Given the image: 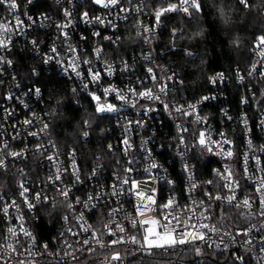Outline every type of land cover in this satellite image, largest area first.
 <instances>
[{
	"label": "built area",
	"instance_id": "2783aa9c",
	"mask_svg": "<svg viewBox=\"0 0 264 264\" xmlns=\"http://www.w3.org/2000/svg\"><path fill=\"white\" fill-rule=\"evenodd\" d=\"M16 3L14 12L0 4V23L12 29L5 34V39L11 38L8 47L0 48V57L11 61L10 65L0 63V160L4 161L0 168V264H75L85 255H91L95 264H264V190L257 191L264 178V58L259 55L258 42L250 48L245 67L210 72L207 91L191 99L182 91L175 70L158 59L154 47V39L169 16H189L183 11L165 12L157 23L156 11L179 0H120V5L109 8L93 0ZM65 10L70 17L64 15ZM85 12L88 22L82 18ZM14 16L23 21L19 29ZM95 17L105 22L97 23ZM69 20V28L57 27ZM128 24L135 40L128 43L130 52L120 55L118 46ZM62 32L68 33L67 39ZM69 46L76 52L70 53ZM97 48L101 49L99 57ZM73 55L79 58L80 77L70 69L64 71ZM49 56L54 59L45 63ZM20 57L38 63L30 68L33 74L55 72L65 78L76 95L75 105L81 103V93H94L118 109L113 114L107 156H97L85 164L74 148L64 150L57 145L50 134L43 91L21 75L16 65ZM85 60L89 63L84 64ZM89 68L100 73L97 83L90 82ZM218 73H223L224 79L211 83L209 78ZM84 84H88L87 89ZM36 88L40 89L39 96ZM109 88L116 91L105 95L104 89ZM129 89L137 94L150 90L159 99L140 97ZM117 93L125 95L126 100L118 99ZM206 96L214 99L202 100ZM189 105H195V111ZM25 120L30 123L25 124ZM201 132L205 134L203 146L199 144ZM200 151L206 155H200ZM228 151L233 153L231 157L226 155ZM13 152L19 155L12 156ZM205 165H209L208 171L203 170ZM225 169L239 185L233 183L231 191L222 178L228 175ZM125 179L129 183L125 184ZM132 181L138 184L135 190ZM24 189L27 192L21 196ZM64 191L67 196L62 195ZM135 191L152 195L155 210L136 215V206L145 201ZM233 195L231 203L215 199ZM89 196L94 199L89 201ZM169 199H174V207L163 209ZM245 199L250 206L243 204ZM13 202L15 206H11ZM113 209L119 211L110 216ZM163 215L169 216L168 227L175 229L176 239L184 232L195 231L206 233L205 240L184 237L190 242L149 247L144 240L145 228L163 229L139 223L133 227L132 220L160 219ZM172 217H179L182 223L178 225ZM47 218L52 221V230L43 237L39 227ZM117 224L125 229L123 233ZM201 224L209 228H201ZM213 226L218 231L210 232ZM10 228L15 234L8 231ZM93 232L103 247L93 238ZM133 236L136 243L131 242ZM120 238L124 242L110 243ZM115 252L121 258L109 259Z\"/></svg>",
	"mask_w": 264,
	"mask_h": 264
},
{
	"label": "trees",
	"instance_id": "16d2710c",
	"mask_svg": "<svg viewBox=\"0 0 264 264\" xmlns=\"http://www.w3.org/2000/svg\"><path fill=\"white\" fill-rule=\"evenodd\" d=\"M200 2V11L187 17L182 14L169 16L154 39L158 59L175 70L182 91L191 99L207 91L206 79L210 72L245 67L250 60V48L264 36V0H248L247 8L238 0ZM133 39L135 35L128 24L122 44L118 46L120 55L130 52L128 43ZM16 65L29 84L42 89L50 114V134L57 145L64 150L74 148L85 164L97 156H107L106 145L114 129L113 114L97 113V102L90 93H81L82 101L75 105L76 95L65 78L55 72L31 73L30 68L38 65L36 61L20 57ZM100 101L111 104L101 97ZM84 132H88V136L85 137ZM198 153L206 155L201 151ZM203 170L208 171L209 165ZM46 208L51 211L49 206ZM51 226L52 221L48 218L42 220L39 228L43 237L50 235ZM75 264H95V259L85 255Z\"/></svg>",
	"mask_w": 264,
	"mask_h": 264
},
{
	"label": "snow or ice",
	"instance_id": "6c2138e0",
	"mask_svg": "<svg viewBox=\"0 0 264 264\" xmlns=\"http://www.w3.org/2000/svg\"><path fill=\"white\" fill-rule=\"evenodd\" d=\"M29 2H31V0H29ZM93 3L97 4V5H100L104 8H109V7H115V6H118L120 5V0H93ZM240 3L243 4L246 8L249 7V4L247 2V0H240ZM0 4H4L7 6V8L9 9V11L11 12H14L17 8H18V5L16 3V0H0ZM200 4L198 2V0H179V3L178 4H170L168 7L166 8H161L159 10L156 11L155 15H156V19H157V23H159V20H160V17L165 13V12H171V11H183L184 13L186 14H189L191 15L190 13V9H194L195 11H200ZM123 11H127L126 9H122ZM222 11V10H221ZM64 15L66 17H70L71 16V13L68 11V10H65L64 12ZM223 15V13H222ZM85 22H88V13L85 12L83 13V17H82ZM14 19H15V23H16V28L19 29L20 27L23 26V21H21L18 17L14 16ZM29 19H31V17H29ZM95 22L97 23H101L103 24L105 21L103 18L101 17H95L93 18ZM225 22H227L225 20ZM71 25V21L69 20L68 22L64 23V24H61V25H58L57 27L60 28V29H66V28H69ZM147 30V29H146ZM12 31L11 28H9L8 24H4V23H0V48H7L8 47V44L10 43L11 41V38L8 37L7 39H5V34H7L8 32ZM200 33H197V35H199ZM62 35L65 37V39L68 38V33L67 32H62ZM94 35H99V33H94ZM105 39H109L108 37H105ZM33 45H37V41H32ZM257 48L260 49L259 51V55L261 56V58H264V36H261L258 38V44L256 45ZM69 52L70 53H75L76 52V49H73L69 46ZM53 53L56 52V49L53 48L51 50ZM101 49L97 48L96 49V53H97V56L99 57V53H100ZM54 59L53 56H49L44 62L45 63H48L50 60ZM78 56H75L73 55L71 57V59L69 60L68 62V65L66 68H64V71L65 72H68L69 69L72 71V72H75L76 76L77 77H80L81 76V71L78 70ZM145 59H147V57H145ZM0 63H7V64H11V61H5L3 59V57H0ZM57 63H61V61L57 60ZM84 64H88L89 61L85 60L83 61ZM61 66L63 67V64L61 63ZM255 70V66H253V71ZM148 71L151 73L152 72V69H148ZM88 73H89V77H90V82L92 83H97L100 79V73L99 72H96V71H93V69L89 68L88 69ZM108 74L111 75V67L109 66L108 68ZM251 74V73H249ZM153 79H155V77L153 76ZM170 79V78H169ZM210 82L211 83H216L217 80H220L222 81L224 79V75L223 73H218L217 76L215 77H210ZM240 80H243V77L240 76L239 77ZM84 88L87 89L88 88V84H84ZM161 92L164 91V88L161 87ZM73 91L75 92V89H73ZM116 90L114 88H109V89H104V93L105 95H107L108 93L110 92H115ZM129 91H132L134 95H139L140 97H148L150 99H159V97H154L152 92L150 90H146V91H143V92H139L138 94L135 93L132 89H129ZM35 93L37 96L40 95V89L39 88H36L35 89ZM90 95H92V99L95 100L97 103H96V112L97 113H102V112H115L117 111L118 109L113 106L112 104H107V103H101L100 102V97L99 96H96L95 94H92L90 93ZM117 98L120 99V100H126V97L125 95L121 94V93H117ZM208 99H214V97H203L202 100H208ZM246 102V101H244ZM135 105L133 104V107ZM189 107H191L193 109V111H195V105H189ZM165 108H167V105H165ZM176 111L178 112H183V110L181 108H177ZM185 115H190L191 113H183ZM200 120V117L197 116V121ZM25 124H29L30 121L29 120H25L24 121ZM139 123V122H137ZM85 124L87 125L88 122L85 121ZM245 126H247V121L245 120ZM48 127L47 124L44 125V128L46 129ZM32 135H36V133H32ZM83 135L86 137L88 136V132H84ZM227 142V141H225ZM206 141H205V134L203 132L200 133V139H199V144L200 145H205ZM124 144L125 145H128V140H124ZM5 147H7V145H5ZM111 148V146H109ZM211 151V149H209ZM125 151H127V148L125 149ZM12 156H16V155H19L18 153H11ZM226 155L228 157H231L233 155V153L231 151H228L226 153ZM49 159H52V157H49ZM4 167V161L3 160H0V168ZM73 167H75L73 165ZM152 167H156L155 164L152 165ZM187 166H185V171H187ZM226 172H228V175L226 177H222L223 179L227 180L228 183L225 184V187H228L229 190L231 191L232 190V184L235 183L236 186L238 187V182H234L232 181L231 179V172L228 171L227 169H225ZM75 174V172H74ZM219 175V173H217ZM56 179L59 180L60 179V176L57 175L56 176ZM76 179L77 181H79V176L77 175L76 176ZM124 183L127 184L129 183V180L128 179H125L124 180ZM171 183V182H169ZM193 187H196L195 184H193ZM131 188L133 190L137 189L138 188V184L135 182V181H132L131 183ZM264 190V178H262V183L260 184V186L257 188V191L260 192ZM24 192H27V189H24L23 192H21V196L24 195ZM114 195L116 194L115 192L113 193ZM62 195L64 196H67L68 193L67 191H64L62 193ZM135 195L138 196L139 198H141L142 201H145L144 203H141V204H138L136 206V215L138 216H143L146 212H149V211H154L155 209L152 207V205H155L156 204V201L154 199V197L152 195H147L145 192L143 191H135ZM89 201H92L94 199V197L92 196H89ZM215 199L217 200H220V199H227V201L229 203L232 202V200L235 199V196H230V197H221V196H216ZM79 202V200L77 201ZM243 204L245 206H250L249 204V200L248 199H245L243 201ZM11 206H15V202H13V205ZM28 207L29 208H32L33 205L31 203H28ZM69 207H71V205H69ZM85 207H89V204L88 202H85ZM157 207H161L159 205H157ZM174 207V199H169L168 202L162 206L163 209H170V208H173ZM261 207L264 208V199H262L261 201ZM4 213L7 214L8 212V208L5 207L3 209ZM119 209H113L112 213H109V215H113L115 214L116 212H118ZM264 214V213H262ZM81 220H83V215H81L80 217ZM172 219L176 220L178 225L181 224L182 222L180 221V218L179 217H172ZM189 220H191V217H188ZM205 219H207V217H205ZM137 223H139L140 225H152V226H157L159 225L160 228L163 229V231H157L156 227H147L145 228V232H146V235L144 237V240H145V243L149 246V247H163L165 245H169V246H172V245H175V244H185V243H189L190 240L189 239H186L184 237H190L191 240H205L206 238V233L204 232H184L181 234L182 238L180 239H176L175 236L173 235L175 229L173 228H169L168 225L171 223V220L169 219V216L168 215H163L160 219H144V220H140V221H137L135 219L132 220V225L133 227H136ZM105 227L107 228L108 225H105ZM192 228H196V225L195 224H192L191 225ZM201 228H209V225L207 224H201L200 225ZM117 229L119 232L123 233L125 231V229L123 227H121L120 225L117 224ZM85 231H88V228H85L84 229ZM9 232H12L13 234L14 233V230L13 229H8ZM210 232H216L218 231V229L213 226L209 229ZM25 235H31V233H28V232H25L24 233ZM109 234L110 235H115L114 232H112L111 230H109ZM239 234V233H238ZM243 235H247V232H244ZM149 237H156L155 240L153 239H150ZM93 238L96 239V242L98 244H101V241L99 240V238L97 237L96 233L93 232ZM124 242L122 238L120 239H116V240H112L110 243L112 245H115L117 243H122ZM131 242L133 243H136V238L133 236L131 237ZM246 243H250L251 241H245ZM83 243L87 244L88 241L85 240ZM101 246L103 247V244H101ZM9 247H11L9 245ZM217 247H219V245H217ZM225 247H227V245H225ZM15 249H13L14 251ZM196 252L197 254H200V249L197 248L196 249ZM120 257H119V254H115L112 256V259L114 260H118ZM241 259V261L243 260V258H239ZM21 264H23V262H21Z\"/></svg>",
	"mask_w": 264,
	"mask_h": 264
},
{
	"label": "water",
	"instance_id": "95a60500",
	"mask_svg": "<svg viewBox=\"0 0 264 264\" xmlns=\"http://www.w3.org/2000/svg\"><path fill=\"white\" fill-rule=\"evenodd\" d=\"M111 113H112V114H115L116 111H115V112H111ZM117 253L119 254V257L121 258V255H120L119 252H115V253L110 254V255L108 256V258H109V259H112V256L115 255V254H117ZM120 258H119V259H120Z\"/></svg>",
	"mask_w": 264,
	"mask_h": 264
},
{
	"label": "rangeland",
	"instance_id": "374dc122",
	"mask_svg": "<svg viewBox=\"0 0 264 264\" xmlns=\"http://www.w3.org/2000/svg\"><path fill=\"white\" fill-rule=\"evenodd\" d=\"M101 102V101H100ZM101 103H103V102H101ZM108 104V103H107Z\"/></svg>",
	"mask_w": 264,
	"mask_h": 264
}]
</instances>
